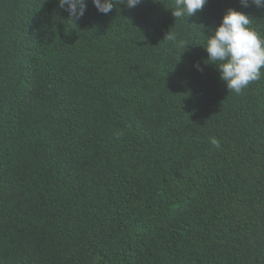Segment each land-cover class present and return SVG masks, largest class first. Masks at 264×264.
<instances>
[{"label": "trees", "instance_id": "16d2710c", "mask_svg": "<svg viewBox=\"0 0 264 264\" xmlns=\"http://www.w3.org/2000/svg\"><path fill=\"white\" fill-rule=\"evenodd\" d=\"M119 2L0 0V264H264V76L230 92L203 47L264 10Z\"/></svg>", "mask_w": 264, "mask_h": 264}, {"label": "clouds", "instance_id": "9594fccd", "mask_svg": "<svg viewBox=\"0 0 264 264\" xmlns=\"http://www.w3.org/2000/svg\"><path fill=\"white\" fill-rule=\"evenodd\" d=\"M88 0H58V6L68 12L74 22L85 15ZM209 0H174L172 15L175 18L196 15ZM98 12L109 14L117 5V0H91ZM142 0H120L128 9L136 8ZM242 8L255 6L264 10V0H239ZM75 24V23H74ZM76 25V24H75ZM252 17L243 11L232 8L226 10L220 24L213 31L205 48L208 60L215 65L220 79L230 92L239 95L252 82L264 76V38L256 32ZM174 40L169 32L165 39ZM200 70L199 65H196ZM219 146L218 141L212 140Z\"/></svg>", "mask_w": 264, "mask_h": 264}]
</instances>
